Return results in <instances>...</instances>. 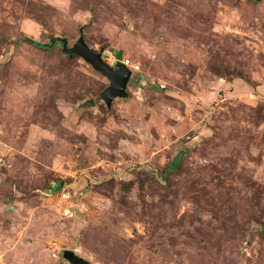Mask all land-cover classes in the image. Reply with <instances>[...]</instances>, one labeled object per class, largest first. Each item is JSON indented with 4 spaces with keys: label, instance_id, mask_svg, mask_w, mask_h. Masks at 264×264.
<instances>
[{
    "label": "rangeland",
    "instance_id": "1",
    "mask_svg": "<svg viewBox=\"0 0 264 264\" xmlns=\"http://www.w3.org/2000/svg\"><path fill=\"white\" fill-rule=\"evenodd\" d=\"M81 31L140 66L110 107ZM66 250L264 264V0H0V264Z\"/></svg>",
    "mask_w": 264,
    "mask_h": 264
},
{
    "label": "water",
    "instance_id": "2",
    "mask_svg": "<svg viewBox=\"0 0 264 264\" xmlns=\"http://www.w3.org/2000/svg\"><path fill=\"white\" fill-rule=\"evenodd\" d=\"M57 41L62 44L63 53L71 58H82L90 64L94 70L99 72L109 81V86L100 95V100L105 101L107 106L110 107L113 100L116 98H126L128 96L126 91L132 77V72L121 61H118L114 66L108 64L105 60H103L102 50H95L87 45L82 31L79 39L72 47L68 46L66 39L55 38L51 41V43L54 44ZM93 105L94 102L88 100L82 103L79 107L83 108ZM60 188L61 187H57V190ZM62 258L69 264H91L89 261L76 255L70 250L64 251Z\"/></svg>",
    "mask_w": 264,
    "mask_h": 264
},
{
    "label": "built area",
    "instance_id": "3",
    "mask_svg": "<svg viewBox=\"0 0 264 264\" xmlns=\"http://www.w3.org/2000/svg\"><path fill=\"white\" fill-rule=\"evenodd\" d=\"M119 61H121L127 68H129L132 74L140 72V66L138 64L131 63L130 60H119ZM114 62L117 63L118 60L115 58ZM67 196H68V193L63 189L61 193L62 199L67 198Z\"/></svg>",
    "mask_w": 264,
    "mask_h": 264
},
{
    "label": "trees",
    "instance_id": "4",
    "mask_svg": "<svg viewBox=\"0 0 264 264\" xmlns=\"http://www.w3.org/2000/svg\"><path fill=\"white\" fill-rule=\"evenodd\" d=\"M22 40H23V41H26V42L34 43V42H32V40H29V39L26 38V37L22 38ZM34 45H36V46H38V47H44V48H46V47L49 48V46H50V45H41V44H37V43H34ZM117 59H118V60H121V59H122L120 53L117 55ZM55 189H56V188H55ZM55 189H54V191H55Z\"/></svg>",
    "mask_w": 264,
    "mask_h": 264
}]
</instances>
